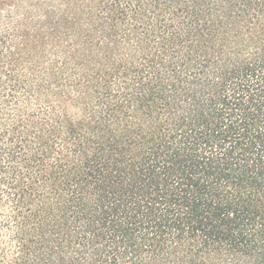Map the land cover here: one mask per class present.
I'll use <instances>...</instances> for the list:
<instances>
[{
  "label": "trees",
  "instance_id": "trees-1",
  "mask_svg": "<svg viewBox=\"0 0 264 264\" xmlns=\"http://www.w3.org/2000/svg\"><path fill=\"white\" fill-rule=\"evenodd\" d=\"M90 2L78 87L0 38V264H264V0Z\"/></svg>",
  "mask_w": 264,
  "mask_h": 264
},
{
  "label": "rangeland",
  "instance_id": "rangeland-1",
  "mask_svg": "<svg viewBox=\"0 0 264 264\" xmlns=\"http://www.w3.org/2000/svg\"><path fill=\"white\" fill-rule=\"evenodd\" d=\"M98 19L90 0H0L5 60L16 72L53 83L61 76L74 86L92 80L122 62L115 34Z\"/></svg>",
  "mask_w": 264,
  "mask_h": 264
}]
</instances>
